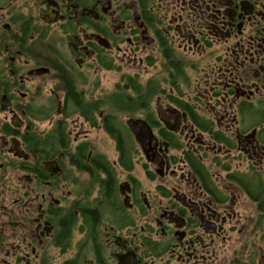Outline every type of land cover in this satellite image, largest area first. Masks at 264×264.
<instances>
[{"label":"flooded vegetation","instance_id":"af4514ba","mask_svg":"<svg viewBox=\"0 0 264 264\" xmlns=\"http://www.w3.org/2000/svg\"><path fill=\"white\" fill-rule=\"evenodd\" d=\"M262 214L264 0H0V264H246Z\"/></svg>","mask_w":264,"mask_h":264},{"label":"rangeland","instance_id":"374dc122","mask_svg":"<svg viewBox=\"0 0 264 264\" xmlns=\"http://www.w3.org/2000/svg\"><path fill=\"white\" fill-rule=\"evenodd\" d=\"M119 105H125L122 99H119ZM262 229L256 233H251L249 240H246V262L252 264H264V214H262ZM255 251L252 255L251 253ZM246 263V264H247Z\"/></svg>","mask_w":264,"mask_h":264}]
</instances>
